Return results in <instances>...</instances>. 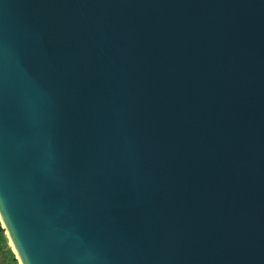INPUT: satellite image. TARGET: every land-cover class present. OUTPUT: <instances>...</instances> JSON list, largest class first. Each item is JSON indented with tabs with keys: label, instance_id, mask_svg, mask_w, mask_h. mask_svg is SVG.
Returning <instances> with one entry per match:
<instances>
[{
	"label": "water",
	"instance_id": "1",
	"mask_svg": "<svg viewBox=\"0 0 264 264\" xmlns=\"http://www.w3.org/2000/svg\"><path fill=\"white\" fill-rule=\"evenodd\" d=\"M0 219L19 264H264V0H0Z\"/></svg>",
	"mask_w": 264,
	"mask_h": 264
},
{
	"label": "rangeland",
	"instance_id": "2",
	"mask_svg": "<svg viewBox=\"0 0 264 264\" xmlns=\"http://www.w3.org/2000/svg\"><path fill=\"white\" fill-rule=\"evenodd\" d=\"M0 225H1V222H0ZM9 248L12 250V246L10 245V241H9V247H6L0 241V264H12L11 256L9 253Z\"/></svg>",
	"mask_w": 264,
	"mask_h": 264
},
{
	"label": "trees",
	"instance_id": "3",
	"mask_svg": "<svg viewBox=\"0 0 264 264\" xmlns=\"http://www.w3.org/2000/svg\"><path fill=\"white\" fill-rule=\"evenodd\" d=\"M0 241L6 246L9 247V239L7 238V235L5 232L0 231ZM9 253L11 256L12 264H19V262L16 260V255L14 252L9 248Z\"/></svg>",
	"mask_w": 264,
	"mask_h": 264
},
{
	"label": "bare ground",
	"instance_id": "4",
	"mask_svg": "<svg viewBox=\"0 0 264 264\" xmlns=\"http://www.w3.org/2000/svg\"><path fill=\"white\" fill-rule=\"evenodd\" d=\"M11 246H12L13 250L16 252L15 246L12 242H11Z\"/></svg>",
	"mask_w": 264,
	"mask_h": 264
}]
</instances>
